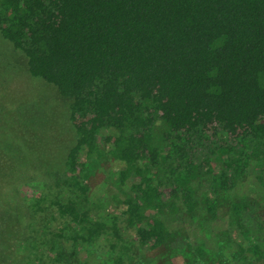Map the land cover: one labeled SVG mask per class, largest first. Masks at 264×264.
Segmentation results:
<instances>
[{"label":"trees","instance_id":"obj_1","mask_svg":"<svg viewBox=\"0 0 264 264\" xmlns=\"http://www.w3.org/2000/svg\"><path fill=\"white\" fill-rule=\"evenodd\" d=\"M0 35L75 132L42 180L9 115L1 264H264V0H0Z\"/></svg>","mask_w":264,"mask_h":264},{"label":"rangeland","instance_id":"obj_2","mask_svg":"<svg viewBox=\"0 0 264 264\" xmlns=\"http://www.w3.org/2000/svg\"><path fill=\"white\" fill-rule=\"evenodd\" d=\"M70 103L71 100L59 95L53 84L31 75L26 65V58L20 52L14 50L12 45L0 35V142L2 141L1 132L10 127L6 124L11 121L9 115H13L14 126L19 129L24 140L26 138L34 143L43 141L40 145L52 149L49 158L43 161L47 164L49 175L42 180L54 177V175L50 176V173L53 174V171L63 169L65 155L75 141V132L72 130L69 111ZM38 117H42V122L39 121ZM30 124L37 126V133H34L35 138L32 137L31 130L24 128L25 125ZM42 124L45 125V130ZM18 140L20 141V137ZM7 158L8 154L5 152L0 158V162H4ZM24 164L16 162L14 165L23 168ZM93 173L84 179L88 185L95 189L91 188L92 195L99 197L104 189V187H101L104 186L103 181L106 177L108 178L109 174L97 175V170ZM17 174H19V170ZM0 175H4L1 168ZM15 182L10 187H3V189L14 194V189L17 187ZM21 192L23 193L24 190H21ZM7 198L17 202L20 197L13 195ZM3 212L4 207L0 206V215ZM24 223L11 220L2 225L5 228V233L9 234L7 241L8 253H12L14 247H16L14 242L22 234ZM1 259L6 258L1 256L0 264ZM9 261L7 259L6 264Z\"/></svg>","mask_w":264,"mask_h":264}]
</instances>
